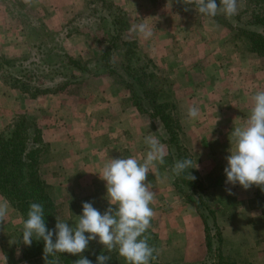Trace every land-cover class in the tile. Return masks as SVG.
Returning a JSON list of instances; mask_svg holds the SVG:
<instances>
[{
	"label": "rangeland",
	"instance_id": "rangeland-1",
	"mask_svg": "<svg viewBox=\"0 0 264 264\" xmlns=\"http://www.w3.org/2000/svg\"><path fill=\"white\" fill-rule=\"evenodd\" d=\"M255 14H264V0H238L231 18L208 17L177 0H0V135L10 133L19 114L26 116L29 136L34 126L39 129L38 175L56 221L73 226L85 202L103 214L110 206L99 176L104 164L129 156L142 162L144 138L152 135L166 156L145 181L155 193L145 233L158 252L151 264H213L217 249L239 264H264V190L253 185L237 197L215 196L226 176L230 134L246 123L251 97L264 90V44L261 36L251 38L262 30ZM140 22L151 27L150 39L130 31ZM126 66L153 73L147 84L158 88L157 98L170 104L180 123V142L197 166L191 169L201 184L197 189L174 183L177 149L162 122L150 117L146 99L136 105ZM11 76L29 90L10 85ZM192 106L200 109L196 120L187 115ZM202 172L209 174L206 183ZM231 186L235 191L237 184ZM9 205L0 264H32L24 255L22 215ZM205 224L213 252L206 247ZM90 249L126 264L98 238L85 251ZM60 255L58 264H74L83 253ZM33 260L45 264L43 256Z\"/></svg>",
	"mask_w": 264,
	"mask_h": 264
},
{
	"label": "clouds",
	"instance_id": "clouds-1",
	"mask_svg": "<svg viewBox=\"0 0 264 264\" xmlns=\"http://www.w3.org/2000/svg\"><path fill=\"white\" fill-rule=\"evenodd\" d=\"M178 3L194 5L196 11L208 17L223 13L227 18L238 12V0H177ZM188 9L185 8V11ZM130 31L145 40L153 36L151 27L140 22L132 24ZM252 108L243 126L234 127L230 134V155L226 157L227 166L224 169L226 184L235 186L237 183L245 190L253 185L264 190V90L257 91L252 97ZM187 115L196 120L200 117V109L189 107ZM144 142L148 151L143 161L133 156L127 158H111L101 172L100 179L106 181L109 202L107 210L101 214L90 202L83 203V214L78 221L70 226L57 217L55 228L49 230L45 223L44 207L40 203H31L27 219L23 222L22 242L31 246L33 239L44 241L43 258L45 264H58L57 253L82 254L88 248L90 241H96L104 246L107 253L117 250L126 264H151L158 255L157 249L150 246L145 235L151 226L154 211L150 207L155 193L150 189V183H145L147 175L155 162L165 163V147L152 135L146 136ZM234 142V143H233ZM197 168L190 158L175 161L172 172L176 177L187 173L184 178L196 179L189 171ZM229 194L231 190L228 189ZM115 205V208L111 207ZM9 202L0 201V225L7 222ZM88 233L89 235H85ZM55 236V240H54ZM53 258V259H50ZM97 264H108L111 256L100 254ZM74 264H93L83 255Z\"/></svg>",
	"mask_w": 264,
	"mask_h": 264
},
{
	"label": "trees",
	"instance_id": "trees-1",
	"mask_svg": "<svg viewBox=\"0 0 264 264\" xmlns=\"http://www.w3.org/2000/svg\"><path fill=\"white\" fill-rule=\"evenodd\" d=\"M255 21L261 25V31L255 32L257 36L251 35V38H258L261 36L262 43L264 44V14H255ZM135 42V41H134ZM126 57V53H125ZM70 65L77 66L79 61L66 57ZM125 61L128 59L125 58ZM4 60L3 62H6ZM130 68V69H129ZM130 70V76L132 78V84L130 89L132 90V96L135 99V103L138 107H142L141 98H145L148 102L147 109L149 108L150 117H157L163 124L165 131L167 132V141L174 145L177 149L176 158L182 160L184 158H190L185 154V147L180 142L179 128L180 123L173 116L170 104L167 101L157 98L158 88L155 85H148L149 79H152L153 73H148L141 66L135 71L132 67H127ZM10 85L16 86L24 91H28L29 88L25 82H21L17 77H10ZM141 90V93L138 91ZM142 94V95H141ZM146 97H142V96ZM139 99V100H138ZM28 122L24 114L17 115L16 120L13 122V127L8 135H0V194L15 208H17L21 215L22 220L27 219V213L31 203H40L44 207L45 223L49 230L55 228L57 223L54 217L53 207L54 204L50 199L43 180L38 175V160L39 153L42 150L43 142L40 135V131L34 126L32 136L28 135ZM192 175H194L189 170ZM182 174L180 177L174 176V183L179 187L182 185L189 186L197 189L201 186L198 178L189 181L184 178L186 175ZM199 201V196L197 198ZM205 238L206 247L208 251H212V243L209 233V226L205 224ZM220 239V237H218ZM55 240V236H54ZM44 241L33 239L31 246H26L24 249V255L30 263L33 264V259L38 260V256H43ZM215 262L213 264H239L235 261L226 258L220 249L215 250ZM59 257H62L60 253H57ZM86 257H92L96 259L99 255V251L90 249L85 251L83 255ZM50 259H53L50 257ZM63 259V257H62ZM65 264H69L64 261ZM38 264H42L39 262ZM110 264H117L116 261L111 259ZM159 264V263H157Z\"/></svg>",
	"mask_w": 264,
	"mask_h": 264
},
{
	"label": "crops",
	"instance_id": "crops-1",
	"mask_svg": "<svg viewBox=\"0 0 264 264\" xmlns=\"http://www.w3.org/2000/svg\"><path fill=\"white\" fill-rule=\"evenodd\" d=\"M73 174L75 175V177H79V176H81L82 177V175H81V173H76V171H74L73 172ZM199 175L201 176V178H204V183H206V181L208 182V178H209V174L208 175H206V173H203L202 172V174H200L199 173ZM213 175V174H212ZM220 178V177H219ZM226 180H227V177L225 176H222V178H220L219 179V181H218V188H217V194L215 195V196H217L218 198H222L223 196H226V195H230V196H235L236 195V197L239 195V193H240V191L242 190V186L241 185H239L238 186V183H237V186H236V190L234 191V190H232V186L231 185H229V184H226ZM207 189V188H206ZM214 189V188H213ZM228 189H230L231 190V194H229V191H228ZM213 191V190H212ZM4 199V198H3ZM4 200H6V199H4ZM0 201H3L2 200V198H0ZM3 229H4V226L2 227L1 225H0V236L2 235V233H3ZM0 247H1V244H0ZM0 263H1V260H0Z\"/></svg>",
	"mask_w": 264,
	"mask_h": 264
}]
</instances>
